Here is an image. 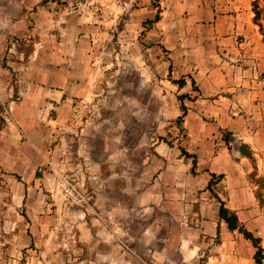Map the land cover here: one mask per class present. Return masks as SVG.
<instances>
[{"label":"rangeland","instance_id":"obj_1","mask_svg":"<svg viewBox=\"0 0 264 264\" xmlns=\"http://www.w3.org/2000/svg\"><path fill=\"white\" fill-rule=\"evenodd\" d=\"M159 11V0H0V135L22 91L20 117L41 122L23 137L22 172L2 164L19 137L0 146V264H256L250 240L219 221L217 199L181 208L160 189L178 174L184 190L202 185L196 175L209 169L197 164L192 174V158L182 156L187 167L160 175L161 155L175 162L181 144L196 153L198 138L186 127L187 106L178 120L184 93L167 50L148 39ZM64 88L74 90L71 111L60 116L41 99ZM254 152L215 190L264 247V204L255 195L264 199V145ZM84 162L89 211L67 202L59 185Z\"/></svg>","mask_w":264,"mask_h":264},{"label":"crops","instance_id":"obj_2","mask_svg":"<svg viewBox=\"0 0 264 264\" xmlns=\"http://www.w3.org/2000/svg\"><path fill=\"white\" fill-rule=\"evenodd\" d=\"M159 3L160 18L148 29V39L161 42L173 65L174 76L186 81L178 90L191 96L184 104L188 108L186 127L198 138L192 150L198 154V164L209 169L196 175L204 180L202 185L184 190L182 176L178 174V178L174 176L172 181L165 182L168 184H161L160 189L181 208L182 204L192 205L196 201L207 205L216 200L206 188L210 172L233 175L236 170L243 171L250 160L237 148H229L218 132L231 131L253 151L264 145V41L253 21L252 0H159ZM73 90H51L41 100L51 104L59 115L68 114L71 104L67 94ZM25 95L22 91L14 106H10L12 119L1 132L6 140L0 146H6L9 138L19 137V149L12 152L14 156L2 159L6 170L17 173L24 169L25 156L20 149L26 142L23 137L34 134L36 124H41L39 120L36 124L26 123L20 117L17 107L22 106ZM60 116L52 117L53 123H59ZM159 159L163 177L170 175L171 167L181 171L182 162L186 167L189 164L180 154L175 162L166 155ZM103 205L97 200V207L102 209ZM90 250L92 254L101 253L97 248Z\"/></svg>","mask_w":264,"mask_h":264},{"label":"trees","instance_id":"obj_3","mask_svg":"<svg viewBox=\"0 0 264 264\" xmlns=\"http://www.w3.org/2000/svg\"><path fill=\"white\" fill-rule=\"evenodd\" d=\"M252 9L254 12L253 21H254V23H256L258 25L259 31L262 34L263 41H264V6H262L261 0H252ZM159 18H160V13H157L154 18L150 19V21H151V23H153L154 21H157ZM173 82L178 84L179 86H183L186 83L184 78L174 79ZM186 97H189L188 93H184V94H181L179 96V98L181 100L182 114H180L178 116V120H182L186 114L187 108L183 102V99H185ZM230 136H232V132H230V131L226 132L223 136V139L228 144L230 142ZM168 144L173 146L172 142H168ZM178 147L181 151L182 156H184L185 158H192V165H191L190 170H191L192 174H196L197 173V164H198L197 154L194 152H190L182 144L179 145ZM236 148L238 149V151L242 155L248 157L253 162L255 161L253 150L251 149V147L248 144L241 142ZM210 174H211V178L209 179V181L207 183V188L210 190V192L214 195V197H216V199L219 202V206H218L219 221L220 222L224 221L229 230H231V231L237 230L240 233H242L246 239L250 240V242L252 243V245L255 248L253 258H254L256 264H264V247L262 244V237L259 235H256L252 230H250L245 225V223L241 221L237 211L229 208L226 205L225 200H223L219 196L217 191L215 190V186L223 179L224 174L223 173L217 174L215 172H210ZM259 182H260V180H259ZM262 187H263V185L261 186V188ZM255 195L258 198V200L260 201V203L264 204V199H263L261 192L256 191ZM219 230H220V228L218 226L217 227L218 233H219Z\"/></svg>","mask_w":264,"mask_h":264},{"label":"built area","instance_id":"obj_4","mask_svg":"<svg viewBox=\"0 0 264 264\" xmlns=\"http://www.w3.org/2000/svg\"><path fill=\"white\" fill-rule=\"evenodd\" d=\"M76 167L77 171L73 173L70 178L61 180L59 185L67 202H69L72 206H80L85 211H89L94 208V195L92 190H90L85 183L84 179L88 164L87 162L79 163Z\"/></svg>","mask_w":264,"mask_h":264}]
</instances>
